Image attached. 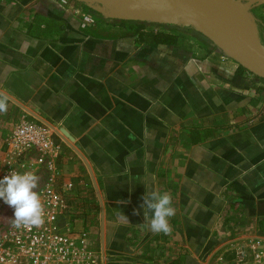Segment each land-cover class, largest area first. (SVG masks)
<instances>
[{
    "label": "crops",
    "instance_id": "0c3cea01",
    "mask_svg": "<svg viewBox=\"0 0 264 264\" xmlns=\"http://www.w3.org/2000/svg\"><path fill=\"white\" fill-rule=\"evenodd\" d=\"M245 1L261 39L264 2ZM0 94V148L23 118L63 133V222L94 231L101 264H203L230 237L264 234V79L195 29L79 0H0ZM152 191L172 196L169 235L145 221Z\"/></svg>",
    "mask_w": 264,
    "mask_h": 264
},
{
    "label": "built area",
    "instance_id": "2783aa9c",
    "mask_svg": "<svg viewBox=\"0 0 264 264\" xmlns=\"http://www.w3.org/2000/svg\"><path fill=\"white\" fill-rule=\"evenodd\" d=\"M67 3L68 0H62ZM93 18L83 15L82 28ZM55 131L38 120L21 119L10 134L3 138L0 148V179L12 171L23 173L27 167L25 155H39L36 172L45 166L49 180L38 191L45 212V223L40 227L16 229L10 225L0 228V264H101L97 250L98 237L91 228L74 229L63 219L72 205L67 194L57 186V171L52 157L60 145ZM25 159H24V158ZM70 187V184L67 185ZM228 256L220 254L215 264H264V234L260 233L233 243Z\"/></svg>",
    "mask_w": 264,
    "mask_h": 264
},
{
    "label": "water",
    "instance_id": "95a60500",
    "mask_svg": "<svg viewBox=\"0 0 264 264\" xmlns=\"http://www.w3.org/2000/svg\"><path fill=\"white\" fill-rule=\"evenodd\" d=\"M79 1L100 8L113 19L165 25L181 23L193 27L250 72L264 79V44L245 0ZM55 131L63 136L62 132Z\"/></svg>",
    "mask_w": 264,
    "mask_h": 264
},
{
    "label": "clouds",
    "instance_id": "9594fccd",
    "mask_svg": "<svg viewBox=\"0 0 264 264\" xmlns=\"http://www.w3.org/2000/svg\"><path fill=\"white\" fill-rule=\"evenodd\" d=\"M8 110V97L0 94V114ZM39 177L31 171L19 173L12 171L0 179V199L14 210L12 227L16 229L40 227L45 223V212L41 197L36 189ZM122 204L127 201H121ZM140 208L144 209L145 221L153 233L169 235L172 231L169 220L176 213L169 192L152 191L142 197ZM139 215V209L134 210ZM151 214V215H149ZM120 217H127L120 211Z\"/></svg>",
    "mask_w": 264,
    "mask_h": 264
},
{
    "label": "rangeland",
    "instance_id": "374dc122",
    "mask_svg": "<svg viewBox=\"0 0 264 264\" xmlns=\"http://www.w3.org/2000/svg\"><path fill=\"white\" fill-rule=\"evenodd\" d=\"M262 5L263 6H261L257 12H255V15H257L258 18H261L263 20V23H264V4H262ZM254 19L256 20V18H254ZM258 30H260V29L257 26V31ZM261 39L264 42V34H262ZM26 168L28 169V167H26ZM34 173L39 177V186L36 189V191L38 192L44 186V184L49 180L50 173H49V170L45 167L44 168L42 167L41 169L37 170ZM13 213H14V210L11 207H9L7 204H5L2 199H0V228L7 226V225H10L12 223ZM244 238L238 237V239H235V238L230 237V238L224 240L220 247L215 248L214 251H212L211 253L209 252L206 256H204V258H203L204 260L202 261V263L203 264H215V261L217 260V258L220 254L224 253L226 256H228L227 253H228V251H230L232 249L231 247H232L233 243H235L236 240H241Z\"/></svg>",
    "mask_w": 264,
    "mask_h": 264
},
{
    "label": "trees",
    "instance_id": "16d2710c",
    "mask_svg": "<svg viewBox=\"0 0 264 264\" xmlns=\"http://www.w3.org/2000/svg\"><path fill=\"white\" fill-rule=\"evenodd\" d=\"M178 25L183 26L181 23H179ZM184 27H185V26H184ZM191 28H193V27H191ZM193 29H194V28H193ZM168 36H170V35L165 34V33H156V34H155V37H158V38H156V39H163V37H165V39H166V41H168V43H174L173 40H170L171 38L167 40V37H168Z\"/></svg>",
    "mask_w": 264,
    "mask_h": 264
}]
</instances>
